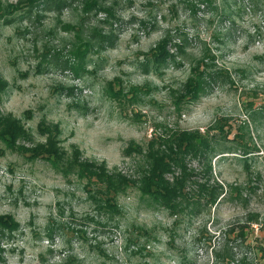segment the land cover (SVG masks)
Returning <instances> with one entry per match:
<instances>
[{
    "label": "rangeland",
    "instance_id": "obj_1",
    "mask_svg": "<svg viewBox=\"0 0 264 264\" xmlns=\"http://www.w3.org/2000/svg\"><path fill=\"white\" fill-rule=\"evenodd\" d=\"M119 1L123 20L115 28V46L89 52L79 74L64 67L65 58L73 59L67 50L72 34L55 27V11L27 13L22 8L9 21L1 19L0 69L9 86L0 109L23 118L33 141L44 140L37 131L41 119L57 121L60 145L68 151L78 146L82 157L105 161L109 169L131 177L138 176L141 157L123 152L128 141L144 144L156 124L203 132L225 116L232 131L220 140L225 151L211 158L213 177L223 183L224 196L175 222L130 188L116 198L122 212L110 216L88 200L84 180L72 174L67 179L44 158L32 161L0 140V212L14 213L21 223L3 240L0 264H214L211 250L224 241L237 256L244 252L251 259L254 246L249 242L258 241V225L253 224L245 242L225 230L249 210L264 216V0H214L216 7L195 0V13L187 0ZM78 15L71 6L63 8L60 18L78 20ZM142 18L157 21L156 27L141 28L136 20ZM167 29L187 32V56L165 65L161 73L143 71V53ZM204 45L214 55L213 63L226 69V78L177 108L170 89L185 81L189 60ZM116 76L125 90L131 83L143 86L140 97L134 102L113 100L105 85ZM235 132L244 136L251 153L234 147ZM190 163L201 171L195 158ZM234 185L241 195L234 194Z\"/></svg>",
    "mask_w": 264,
    "mask_h": 264
},
{
    "label": "trees",
    "instance_id": "obj_2",
    "mask_svg": "<svg viewBox=\"0 0 264 264\" xmlns=\"http://www.w3.org/2000/svg\"><path fill=\"white\" fill-rule=\"evenodd\" d=\"M187 1L193 12L199 8L196 6L197 2L216 7L212 5L214 0ZM119 2V0H16L15 2L0 0V21L1 19L9 21V15L22 8H25L27 13L35 9L44 10V13L55 11L57 18L55 27L72 34L67 50L73 59L65 58L64 67L70 69L73 74H79L80 69H85V58L89 52L98 53L102 49L115 46L118 37L115 28L123 20L119 15ZM71 6L78 10L79 19L67 21L60 18L63 8ZM37 14L43 16L39 11ZM91 18H94L95 22H91ZM136 21L138 26L146 31L153 30L157 24V21L151 18ZM175 38L178 40L174 41ZM187 39L186 31L180 34L170 29L165 30L155 45L143 53L140 62L143 71L161 73L165 65L177 62L178 57L185 58L188 53ZM171 45L172 48L174 46L173 49H170ZM213 59L214 55L206 45L202 47L200 54L191 57L189 73L185 81L180 86L170 89L172 102L177 108L180 103L198 100L209 87L225 80L226 69L214 64ZM118 78L116 76L109 79L105 85L108 95L113 100L122 101L121 97H125V100L134 102L140 97L143 86L131 83L125 90L126 86ZM115 84L118 86L117 90H114ZM8 86L9 80L0 69V101ZM161 125L154 126L144 144L133 139L123 148L127 156L136 153L141 157L137 168L138 176L131 177L122 170L109 169L105 161L98 162L82 157V151L78 146H73L72 150L68 151L60 145L61 128L57 121L41 119L37 131L44 140L33 141V133L23 118H18L13 112L3 113L0 109V140L5 144L4 147L24 153L32 161L36 158H44L67 179L72 174L77 179L84 180L82 186L87 192V198L97 210L110 216L113 212L121 213L116 198L128 189L136 188L141 198L149 204L152 203L166 210L177 222L184 213H191L199 209V206L202 208L206 205H215L224 196L223 183L215 181L213 177L211 158L221 149L220 140L228 137L232 125L225 116L217 117L203 132L198 127L172 129L165 125H162L164 127L159 132L157 129ZM232 140L235 143L234 147L239 145L244 150V154L251 153L250 145L240 132H235ZM25 141H31L33 145H26ZM222 151L225 150L218 152ZM193 158L201 163L200 172L191 165L190 159ZM243 160L246 165L247 159ZM234 188L237 190L234 194L241 195L239 186L234 185ZM14 215L12 212H0V250L4 249L1 246L3 240L13 236L16 230L21 228L20 221ZM253 224L258 225L259 234L261 233L258 237L259 242L257 240L249 242L253 243L254 257L250 259L244 252L237 256L228 241H224L220 247L211 250L214 254V264H264V216L262 217L261 213L257 210H249L245 213L244 219L235 221V224L228 226L225 232L235 239L240 237L245 242L249 239L247 235L254 230ZM137 226L145 232L147 239L151 238L150 230L142 224ZM52 234L50 233L49 236L51 237ZM128 241L135 243L130 237ZM50 251L52 252L53 249ZM255 255H258L259 259H255Z\"/></svg>",
    "mask_w": 264,
    "mask_h": 264
}]
</instances>
